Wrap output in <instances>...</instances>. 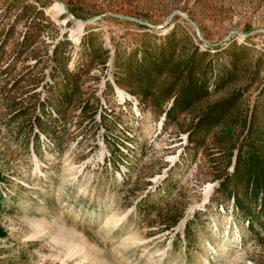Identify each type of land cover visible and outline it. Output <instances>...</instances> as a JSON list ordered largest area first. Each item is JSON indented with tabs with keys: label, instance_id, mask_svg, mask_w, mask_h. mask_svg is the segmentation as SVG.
Instances as JSON below:
<instances>
[{
	"label": "rangeland",
	"instance_id": "rangeland-1",
	"mask_svg": "<svg viewBox=\"0 0 264 264\" xmlns=\"http://www.w3.org/2000/svg\"><path fill=\"white\" fill-rule=\"evenodd\" d=\"M0 229V264H264V0H0Z\"/></svg>",
	"mask_w": 264,
	"mask_h": 264
},
{
	"label": "trees",
	"instance_id": "trees-1",
	"mask_svg": "<svg viewBox=\"0 0 264 264\" xmlns=\"http://www.w3.org/2000/svg\"><path fill=\"white\" fill-rule=\"evenodd\" d=\"M169 114V112H167V115ZM0 235H3V230L0 229Z\"/></svg>",
	"mask_w": 264,
	"mask_h": 264
}]
</instances>
